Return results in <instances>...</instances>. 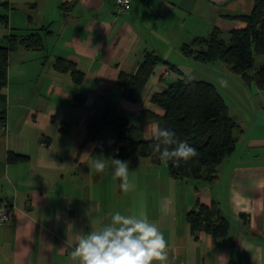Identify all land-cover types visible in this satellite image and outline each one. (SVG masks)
Masks as SVG:
<instances>
[{"label": "crops", "instance_id": "crops-1", "mask_svg": "<svg viewBox=\"0 0 264 264\" xmlns=\"http://www.w3.org/2000/svg\"><path fill=\"white\" fill-rule=\"evenodd\" d=\"M252 8L253 0H132L118 15L111 0L0 1L7 18L3 39L12 33L42 37L40 49L9 54L1 90L0 198L10 220L0 225V264H73L70 253L81 231L109 223L116 212L130 215L138 194L163 232L169 264H264V90L245 84L249 94L237 106L224 99L236 144L213 181L174 179L165 163L134 155L128 162L136 188L125 194L111 166L103 173L92 167L93 160L113 157L115 133L88 135L90 121L109 111L139 130L143 122L131 119L141 118L149 96L185 77L158 64L131 103L118 85L120 71L134 73L149 52L178 70L196 67L199 61L183 55L182 44L214 29L227 38L244 26L235 18ZM57 58L82 73L79 84L71 71L54 69ZM76 95H84L82 104ZM141 120L151 122V135L158 125ZM9 153L23 160L10 164ZM212 203L229 224L227 236L216 241L205 232L192 234L186 221L196 204Z\"/></svg>", "mask_w": 264, "mask_h": 264}, {"label": "trees", "instance_id": "trees-1", "mask_svg": "<svg viewBox=\"0 0 264 264\" xmlns=\"http://www.w3.org/2000/svg\"><path fill=\"white\" fill-rule=\"evenodd\" d=\"M235 19L244 23L242 28L231 29L227 38L218 29L208 36L194 37L183 43L181 53L196 61L210 63L223 62L232 73L240 76L242 81L250 85L254 83L264 90V61L256 65L255 56L264 57V0H253L250 14ZM7 25V18L0 15V26ZM6 45H0V128L5 123V96L2 88L6 82L8 56L22 47L24 49H40L42 37L39 32L29 34L12 33L5 36ZM158 64L182 76L180 70L154 53H145L134 73L120 71L118 85L123 89L125 100L136 103ZM58 72L71 71L73 81L79 84L82 73L70 62L57 58L53 65ZM77 103L84 102V95H76ZM142 119L153 121L161 128L175 131L179 139L186 140L199 153L198 158L176 167L172 162L166 163L170 175L174 179H191L213 181L216 178L217 166L235 149L236 124L228 114L227 105L216 87L203 80H175L161 92L152 93L140 112ZM111 129L116 136L119 147L114 149V158L128 161L138 155L149 159L153 164L162 163L158 155H153L149 147L152 139L133 140L135 127L122 114L109 111L94 118L88 125V135H101ZM23 158L9 153L7 162L15 164ZM2 200L0 198V205ZM8 207V206H7ZM9 208V207H8ZM186 221L192 234L205 232L214 241L228 234L229 224L215 203L210 206L196 204L195 209L186 215Z\"/></svg>", "mask_w": 264, "mask_h": 264}, {"label": "clouds", "instance_id": "clouds-1", "mask_svg": "<svg viewBox=\"0 0 264 264\" xmlns=\"http://www.w3.org/2000/svg\"><path fill=\"white\" fill-rule=\"evenodd\" d=\"M130 0H117V4L127 7ZM222 87L228 83L223 78ZM153 141L149 145L152 154L158 155L163 163L172 162L180 167L199 157L197 150L186 140H181L170 128L154 126L151 131ZM111 166L114 179L120 181L119 188L125 194L136 188L129 162L114 157L92 161L97 173H103ZM164 212V209H161ZM73 264H169L167 242L159 225L150 222L142 194L134 201L132 213L123 215L116 212L109 223L77 236L70 253Z\"/></svg>", "mask_w": 264, "mask_h": 264}, {"label": "rangeland", "instance_id": "rangeland-1", "mask_svg": "<svg viewBox=\"0 0 264 264\" xmlns=\"http://www.w3.org/2000/svg\"><path fill=\"white\" fill-rule=\"evenodd\" d=\"M3 30L4 27L0 26V45H6V42H4L5 40L1 36ZM260 61L261 56H255L256 65H258ZM195 66L196 67H193V65L187 64L184 65L180 71L184 73V76L188 81L200 79L207 82L210 81L211 83L214 82V84L217 86V89L219 90L220 95L224 97L223 99H225L226 102L230 104V106H232L231 103H234V105L237 106V99L240 98V96L246 97V95L249 94L248 91H246L248 90L246 89L247 85L245 86V83H242L240 76L232 73L231 71H226L224 67L225 65H223L221 61L217 60L210 63L198 62ZM221 78L227 81V87H222L220 85L219 81ZM141 122L143 123L139 130L132 134L133 140L148 139L151 137L149 134L151 130L150 127L152 125L151 122H144L137 116L131 119V123L136 125H139Z\"/></svg>", "mask_w": 264, "mask_h": 264}, {"label": "built area", "instance_id": "built-area-1", "mask_svg": "<svg viewBox=\"0 0 264 264\" xmlns=\"http://www.w3.org/2000/svg\"><path fill=\"white\" fill-rule=\"evenodd\" d=\"M0 1H4V0H0ZM111 1H112L113 6H114L116 14H118V15L126 14L129 10L131 2H132V0H130L129 5L127 7H125L122 4H117V0H111ZM166 75H168V73H166ZM9 220H10L9 208L7 206L0 205V225L8 222Z\"/></svg>", "mask_w": 264, "mask_h": 264}]
</instances>
